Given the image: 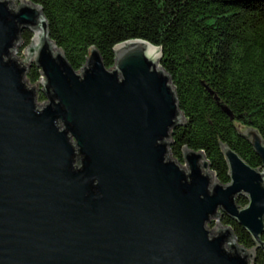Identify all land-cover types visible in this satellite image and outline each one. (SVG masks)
Masks as SVG:
<instances>
[{"label":"water","instance_id":"95a60500","mask_svg":"<svg viewBox=\"0 0 264 264\" xmlns=\"http://www.w3.org/2000/svg\"><path fill=\"white\" fill-rule=\"evenodd\" d=\"M16 1L0 0V264H253L258 250L264 264L260 134L241 132L261 169L221 146L227 185L203 152L185 147L181 166L170 147L185 116L162 50L119 44L107 69L92 47L75 71L42 7ZM26 31L34 37L19 61L13 51ZM33 65L41 80L30 86Z\"/></svg>","mask_w":264,"mask_h":264},{"label":"trees","instance_id":"16d2710c","mask_svg":"<svg viewBox=\"0 0 264 264\" xmlns=\"http://www.w3.org/2000/svg\"><path fill=\"white\" fill-rule=\"evenodd\" d=\"M42 7L51 40L75 71L95 47L107 69L114 48L142 40L162 50L160 66L176 88L185 124L172 133L171 155L181 163L185 147L203 152L222 185L230 182L221 146L254 169L263 167L241 135L255 129L264 141V0H28ZM34 35L22 34L23 49ZM26 80L35 85L40 69ZM43 94L38 101H45ZM228 111V113L226 112ZM237 204L245 207L246 198ZM239 244L253 249L251 236L223 216ZM264 239V236H263ZM253 264H263L257 251Z\"/></svg>","mask_w":264,"mask_h":264},{"label":"rangeland","instance_id":"374dc122","mask_svg":"<svg viewBox=\"0 0 264 264\" xmlns=\"http://www.w3.org/2000/svg\"><path fill=\"white\" fill-rule=\"evenodd\" d=\"M20 4L19 0L16 1V7ZM23 43H21L19 46L17 45L16 46V53L13 51V57L17 58L19 61H22L25 59V53H24V49H23ZM30 46V45H29ZM28 46V47H29ZM27 47V48H28ZM30 86H32L30 83H29ZM40 88V86L38 87ZM47 104L46 100L41 102V101H38V106L41 108L43 106H45ZM178 161V160H177ZM178 163L181 165V166H184L185 163L184 162H180L178 161ZM242 207V206H241ZM216 223H213L212 225L209 224V230H212L214 227H215Z\"/></svg>","mask_w":264,"mask_h":264}]
</instances>
